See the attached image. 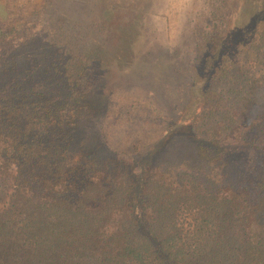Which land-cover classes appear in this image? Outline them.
<instances>
[{
	"label": "trees",
	"instance_id": "16d2710c",
	"mask_svg": "<svg viewBox=\"0 0 264 264\" xmlns=\"http://www.w3.org/2000/svg\"><path fill=\"white\" fill-rule=\"evenodd\" d=\"M58 3L74 10L57 21L65 43L0 33V264H264V0L240 27L223 13L185 47L136 49L169 90L183 77L181 108L196 85L200 97L139 159L78 135L102 88L103 46L84 50L80 27L106 35L120 6L48 0Z\"/></svg>",
	"mask_w": 264,
	"mask_h": 264
},
{
	"label": "rangeland",
	"instance_id": "374dc122",
	"mask_svg": "<svg viewBox=\"0 0 264 264\" xmlns=\"http://www.w3.org/2000/svg\"><path fill=\"white\" fill-rule=\"evenodd\" d=\"M100 1H103L102 4H113L116 1L120 6L108 15L117 27L110 28L106 24V35L100 34L99 29L96 30V36L93 33L89 35L87 29L80 27L82 37H86L81 40L84 50L91 45V38L99 41L92 43L99 45L103 42V46L99 54L95 55L99 58L97 62H100L98 71L102 88L99 86V90L94 91L90 104L95 112L88 120L83 119L78 135L88 138L90 143L93 136L98 138L104 146L103 152H115L121 157L143 158L152 146L160 142L165 131L178 129L184 124V119L195 111L200 97L196 85L190 90L187 109L181 108L178 104L182 103L185 97L183 92L187 88L183 77L174 75V90H169L158 79L157 73L160 71L141 68L139 60L134 58L136 49H145L151 44L185 47L190 43L191 30H195V26L199 28L210 20L220 26L225 21L223 13L231 24L240 27L246 23L249 13L260 7L261 0H240L242 6L239 11L235 9L237 0ZM102 8V5L98 6L94 15H98ZM72 11L64 3L52 7L48 5V0H0V33L8 32L3 42H14L21 34L27 38L34 32L39 34L35 37L41 39L40 46H49V37L65 43L64 27L57 21ZM107 35H111V38L108 39ZM36 44H26L23 49L30 54ZM42 51L47 53L43 47ZM179 62H183V59L179 58ZM139 72H142L147 82L138 81L134 74ZM149 84L153 85V94L147 86ZM160 93L164 94L163 98H160ZM105 109L107 113L100 115ZM180 109L183 111L179 114ZM176 112L181 116L184 112L186 114L182 118L178 116L174 121ZM175 146L172 143L171 149Z\"/></svg>",
	"mask_w": 264,
	"mask_h": 264
}]
</instances>
